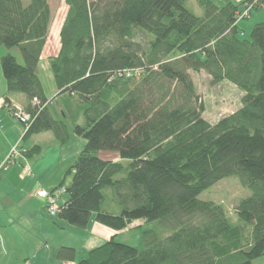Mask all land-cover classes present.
<instances>
[{
	"label": "trees",
	"instance_id": "trees-1",
	"mask_svg": "<svg viewBox=\"0 0 264 264\" xmlns=\"http://www.w3.org/2000/svg\"><path fill=\"white\" fill-rule=\"evenodd\" d=\"M64 1L59 48L45 56L55 85L47 96L38 64L52 22L49 2L0 0V46L21 55V62L9 52L0 58L3 102L8 109L10 94L25 97L19 104L29 115L23 142L43 132L61 144L71 133L85 139L66 170L70 183L49 192L68 195L57 207L59 219L85 228L94 215L115 232L140 220L169 232L161 238L143 231L141 248L116 241L115 234L77 262L75 249L61 246L57 258L65 264L264 258V21L252 26L249 39L239 36L238 25L246 8H262L264 0H196L201 16L187 0ZM125 69L136 72L117 74ZM200 71L211 84L236 86L240 106L214 122L204 118L190 74ZM100 151L117 154L101 157ZM41 153L39 144L22 151L26 158ZM230 176L250 191L235 207L236 225L221 204L199 198ZM107 189L117 213L102 208Z\"/></svg>",
	"mask_w": 264,
	"mask_h": 264
},
{
	"label": "crops",
	"instance_id": "crops-1",
	"mask_svg": "<svg viewBox=\"0 0 264 264\" xmlns=\"http://www.w3.org/2000/svg\"><path fill=\"white\" fill-rule=\"evenodd\" d=\"M48 38L41 59L45 60L46 64ZM54 46L52 50L56 52L59 48V38ZM11 51L12 49H6L5 52H0V58L7 52L17 58ZM5 94L6 83L0 65V264H65L56 256L61 246L75 249L76 262L78 247H81L82 251H88L103 244L118 232L96 222L94 215L85 228H79L63 219L55 220L53 215L47 213L45 200L38 197L36 192L38 189L48 192L55 190L65 176L62 180H59V174L44 176L39 171L40 156L26 158L22 151L38 144L37 138L45 139L52 146H55L57 141L50 132H43L23 142L25 129L23 130L4 105ZM9 99L10 102L23 106L26 104L22 94H10ZM12 148L15 149L13 154ZM24 168L30 169L29 173H25ZM66 186L63 185L64 188ZM67 199L68 195L64 192L59 196L57 205L62 206ZM74 238L80 242V246L73 244ZM94 244L97 245L91 247Z\"/></svg>",
	"mask_w": 264,
	"mask_h": 264
},
{
	"label": "rangeland",
	"instance_id": "rangeland-1",
	"mask_svg": "<svg viewBox=\"0 0 264 264\" xmlns=\"http://www.w3.org/2000/svg\"><path fill=\"white\" fill-rule=\"evenodd\" d=\"M22 1L24 3L28 2V0ZM48 2L52 12V22L49 31V45L47 49L48 52H54L52 48L55 47L54 43L56 44L58 41L59 27L68 7L64 0H48ZM186 7L195 15H202L201 8L198 6L196 0H187ZM262 20H264V7L261 8V10H252L250 13L248 12L245 16H242V18L238 20V25L241 29L239 36L241 38L249 39L252 26L257 22H262ZM6 49L7 48L4 45L0 46V52H5ZM11 49V52H14L17 56V59L21 62V55L18 48L14 47ZM38 71L41 75L46 95L52 96L55 92V85L45 60L39 61ZM190 74L196 86L199 100L203 104V116L208 121L214 122L220 117L235 111L240 106V98L243 93L230 82L222 81L217 84H211L210 77L204 71H200L197 73L191 72ZM11 104L17 103L11 102ZM17 122L24 130V125L19 120H17ZM37 139L38 144L42 147V153L40 155L41 164L39 171L47 177L51 175L56 176L59 174V180H62V177L65 176L64 186L68 185L71 180V175H66V170L71 166V164H73V161L77 157L78 153L84 147L85 139L75 133H71L70 137L65 143L61 144L55 142L56 147L47 143L45 139ZM116 154V152L100 151L101 157H115ZM29 171L30 169L24 168L25 173H29ZM58 193L59 194L57 195L58 197L56 204H59V196L63 194L64 191H59ZM105 193L106 198L103 201L102 208L110 212L117 213L119 207L112 200V194H110L111 191L107 189ZM249 195L250 191L240 184L238 178L236 176H230L220 180L213 186L204 190L199 195V198L202 200H209L213 201L214 203L221 204L230 223L236 225L239 223V220L235 212V207L240 199L245 198ZM52 218H54L55 220H59L57 215H53ZM147 230H155L161 238L165 237L169 232L166 229L162 228L156 222H144L135 220L130 226L126 227L123 230H120L117 233L115 240L141 248L143 231ZM249 232L250 226L245 225V236H248ZM73 241V244L76 247L80 246V242L76 238H74ZM96 245L97 244L91 245V247ZM85 248L87 247L85 246ZM80 249L81 247H78L76 262L83 259L87 253V249H84L83 251ZM253 264H264V258L255 259L253 261Z\"/></svg>",
	"mask_w": 264,
	"mask_h": 264
},
{
	"label": "built area",
	"instance_id": "built-area-1",
	"mask_svg": "<svg viewBox=\"0 0 264 264\" xmlns=\"http://www.w3.org/2000/svg\"><path fill=\"white\" fill-rule=\"evenodd\" d=\"M250 10V7L246 8L243 13H241L239 18H242V16H245ZM136 70L133 69H125L123 71L118 72L117 74L120 76L130 77ZM10 110L11 115L16 119L19 120L21 123H27L29 120V115L24 112L23 108L19 104H11L10 107H8ZM15 149H12V152H14ZM59 191H63V189H59L54 191V193H49L44 189H38L36 192V195L40 198L45 199L47 204V211L51 215H56L57 213V195L59 194Z\"/></svg>",
	"mask_w": 264,
	"mask_h": 264
}]
</instances>
